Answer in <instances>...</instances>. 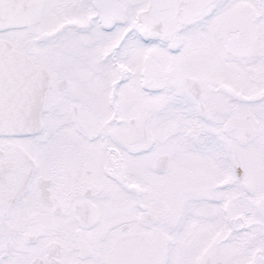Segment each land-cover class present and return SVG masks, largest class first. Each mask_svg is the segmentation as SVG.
I'll list each match as a JSON object with an SVG mask.
<instances>
[{"label": "snow or ice", "instance_id": "snow-or-ice-1", "mask_svg": "<svg viewBox=\"0 0 264 264\" xmlns=\"http://www.w3.org/2000/svg\"><path fill=\"white\" fill-rule=\"evenodd\" d=\"M0 264H264V0H0Z\"/></svg>", "mask_w": 264, "mask_h": 264}]
</instances>
